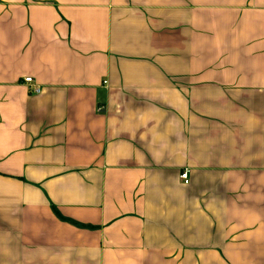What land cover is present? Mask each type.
Segmentation results:
<instances>
[{"label":"crops","instance_id":"0c3cea01","mask_svg":"<svg viewBox=\"0 0 264 264\" xmlns=\"http://www.w3.org/2000/svg\"><path fill=\"white\" fill-rule=\"evenodd\" d=\"M0 264H264V0H0Z\"/></svg>","mask_w":264,"mask_h":264},{"label":"built area","instance_id":"2783aa9c","mask_svg":"<svg viewBox=\"0 0 264 264\" xmlns=\"http://www.w3.org/2000/svg\"><path fill=\"white\" fill-rule=\"evenodd\" d=\"M25 83L29 86L31 93H33V94H40L41 93V88L34 84V80L32 78H30V77L26 78ZM103 110H104V107H100L98 109V112H103ZM181 179H183L185 181V183H188L189 182L188 173H183L181 175Z\"/></svg>","mask_w":264,"mask_h":264}]
</instances>
